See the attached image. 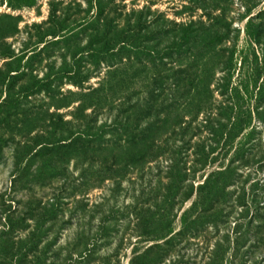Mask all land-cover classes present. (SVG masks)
Wrapping results in <instances>:
<instances>
[{"label": "rangeland", "instance_id": "rangeland-1", "mask_svg": "<svg viewBox=\"0 0 264 264\" xmlns=\"http://www.w3.org/2000/svg\"><path fill=\"white\" fill-rule=\"evenodd\" d=\"M149 250L264 264V0H0V264Z\"/></svg>", "mask_w": 264, "mask_h": 264}, {"label": "trees", "instance_id": "trees-1", "mask_svg": "<svg viewBox=\"0 0 264 264\" xmlns=\"http://www.w3.org/2000/svg\"><path fill=\"white\" fill-rule=\"evenodd\" d=\"M209 183L210 181H206L202 186V189L203 188H206L209 186ZM157 248V247H156ZM151 251H147L145 254H142V255H137L135 254L132 261H131V264H153V260H149V256H150V253Z\"/></svg>", "mask_w": 264, "mask_h": 264}]
</instances>
